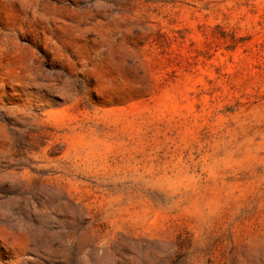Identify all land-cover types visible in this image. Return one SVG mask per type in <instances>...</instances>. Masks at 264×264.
Wrapping results in <instances>:
<instances>
[{
  "label": "rangeland",
  "instance_id": "rangeland-1",
  "mask_svg": "<svg viewBox=\"0 0 264 264\" xmlns=\"http://www.w3.org/2000/svg\"><path fill=\"white\" fill-rule=\"evenodd\" d=\"M0 264H264V0H0Z\"/></svg>",
  "mask_w": 264,
  "mask_h": 264
}]
</instances>
